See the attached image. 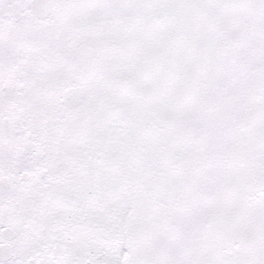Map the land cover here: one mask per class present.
<instances>
[{
    "label": "snow or ice",
    "instance_id": "snow-or-ice-1",
    "mask_svg": "<svg viewBox=\"0 0 264 264\" xmlns=\"http://www.w3.org/2000/svg\"><path fill=\"white\" fill-rule=\"evenodd\" d=\"M0 264H264V0H0Z\"/></svg>",
    "mask_w": 264,
    "mask_h": 264
}]
</instances>
